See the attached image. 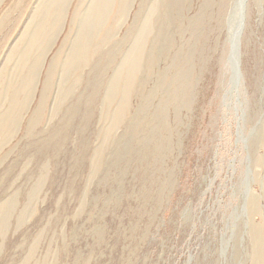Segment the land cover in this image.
I'll use <instances>...</instances> for the list:
<instances>
[{
	"label": "rangeland",
	"instance_id": "rangeland-1",
	"mask_svg": "<svg viewBox=\"0 0 264 264\" xmlns=\"http://www.w3.org/2000/svg\"><path fill=\"white\" fill-rule=\"evenodd\" d=\"M0 264H264V0H0Z\"/></svg>",
	"mask_w": 264,
	"mask_h": 264
},
{
	"label": "bare ground",
	"instance_id": "bare-ground-1",
	"mask_svg": "<svg viewBox=\"0 0 264 264\" xmlns=\"http://www.w3.org/2000/svg\"><path fill=\"white\" fill-rule=\"evenodd\" d=\"M245 8V7H244ZM233 12V11H232ZM240 17V18H239ZM240 20V21H239ZM244 20V11L243 9L241 10V16L240 15H235L234 13L231 14V17H230V21H229V24L233 27L234 30H236L237 28V25H238V28H239V31H238V35L236 36V41L234 40H230V43L232 42V46H231V56H230V61L231 63L235 64L233 58H232V54H233V50H234V44L236 42V48L239 50V55H238V60L240 59V39H241V33H242V29L240 28L242 26V23L241 21ZM230 27V26H229ZM229 35H230V30H229ZM237 67L240 68L239 66V62L237 64Z\"/></svg>",
	"mask_w": 264,
	"mask_h": 264
},
{
	"label": "water",
	"instance_id": "water-1",
	"mask_svg": "<svg viewBox=\"0 0 264 264\" xmlns=\"http://www.w3.org/2000/svg\"><path fill=\"white\" fill-rule=\"evenodd\" d=\"M235 6H236V4H235ZM243 11H244V7H243ZM231 46H232V42H231ZM235 68H236V70H235ZM231 73H232V78H235V80L237 82H238V80H240V78H242V74L240 72V68L237 67V65L235 66V64H233V63H231Z\"/></svg>",
	"mask_w": 264,
	"mask_h": 264
}]
</instances>
